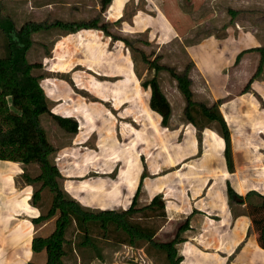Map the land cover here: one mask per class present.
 Returning a JSON list of instances; mask_svg holds the SVG:
<instances>
[{
	"label": "rangeland",
	"instance_id": "1",
	"mask_svg": "<svg viewBox=\"0 0 264 264\" xmlns=\"http://www.w3.org/2000/svg\"><path fill=\"white\" fill-rule=\"evenodd\" d=\"M0 1L18 29L28 22L51 24L60 20L78 23L98 18L103 22L102 13L96 8L100 4V0ZM114 26L116 25L110 26V29L114 30L113 34L121 37L117 34V29ZM64 33H66L64 30L56 28L34 34L33 45L27 54V59L32 64L41 65L40 69L35 70V74H41L43 77L41 87L46 94L51 112L53 114L59 112L61 105L66 102L65 104L68 103L67 106L72 110V114L76 116L72 119L80 124L78 134L72 135L61 129L50 115H44L41 118V124L45 128L49 140L58 149L54 162L63 175L60 184L67 194L74 198L68 191L69 187L76 189L88 183L95 184L97 182V185L102 188L105 181L119 180L121 172L128 171L136 165L137 186L140 178L145 176V184L139 195L138 207L148 205L154 194H159L164 199L165 186L168 181L171 187L168 193L171 195V198L168 197L170 202L174 201L175 194L178 196L181 194L180 191L186 193L188 180L180 179V175L182 177L185 174L183 170L192 171V173H186V177L189 178L195 176L194 172L198 170L209 171V166H206L203 160L207 163L211 160H218L219 156L213 155L217 153L215 146L209 147V140L206 138L214 131L217 143L219 134L216 129L218 127L213 123L204 128L205 130H200L190 125L184 116L186 102L178 89L177 81L168 71L156 73L144 61L141 53L144 52L151 60L160 57L161 65L173 68L180 74L188 69V73L192 72L194 75L193 64L183 51V45L174 42L160 48L150 43L146 44L144 38H125L131 43L132 49L126 44L120 43L121 40L116 41L110 37L112 39L111 51L123 49L122 52L125 51L126 56L129 57L128 59L120 58L124 67L119 69V73L123 76L103 78L101 74L103 72L96 70L90 71L83 68H74L71 71L62 70L65 65L69 64V55L60 53V51H57L56 55L54 51L58 39ZM5 54L6 39L0 31V57H4ZM80 74L84 75L86 79L83 76L80 78ZM154 77L158 79L161 89L169 94L173 111L172 125L170 124L168 129L161 125V118L156 115L159 118L157 131H154L151 124L153 117V112L149 107L151 90L142 86L143 82ZM203 84L204 82L196 79L192 86L194 99L211 106L214 103L211 97L206 94L207 91L203 89ZM194 90H197L198 93ZM104 91L106 93H101ZM251 91H253L252 88ZM255 95L257 96V94ZM72 96L74 99L71 100ZM75 100L82 101L84 108L76 107ZM8 101L11 105V98H8ZM216 103H219L221 108L222 101ZM87 104L92 107L91 112H89L88 106L85 107ZM245 107H247L246 115L242 113L236 115L234 113L236 109H233L234 115L232 118H228L227 122L232 134L236 172L235 176L230 177V186L236 192H241L246 196L251 190L264 191V122L259 113L253 111L251 107L250 109L248 105ZM191 133H194L193 142L198 146L195 153L191 152L194 148H192V143H189V134L191 135ZM217 169L218 167H215V170ZM39 173L38 167V171L28 172V175L34 178ZM171 174H174V179ZM218 178L220 179L216 180L217 185L224 184L222 178ZM40 187L41 183L35 184V190ZM100 194H105V191ZM124 194H127L126 190H124ZM103 196L106 197V195ZM133 196L125 198V207H114L112 210L128 209ZM40 198L37 204L41 202V212L46 214L52 202V195L45 189ZM83 198L92 205L88 207L80 202L84 207L101 210L95 201L92 202L93 196L91 199V196L85 192ZM97 198L101 199L102 196H97ZM245 201L247 205L244 209H239V213H248L249 205L259 203L260 200L250 198ZM169 217L168 220L167 218H157L158 225L164 226L161 232L158 231L160 233L157 235V241L172 240L178 228L187 220L184 222V217L172 216V214ZM54 225L55 221L53 220L46 228L45 235L54 229ZM114 235L111 239H104L101 237L102 235H98L100 236L97 239L99 240L98 252H95L94 249L88 247H79L78 244L82 240L81 234L74 226L71 227L67 238L72 244L76 243V246L72 245L73 249H68L69 256L65 258L66 263L169 264L165 254L152 249L149 254L151 256L148 255V258L145 259L144 249L119 244ZM184 235L185 233L182 236L184 237ZM179 254L181 255L180 251ZM78 257H81V263H79Z\"/></svg>",
	"mask_w": 264,
	"mask_h": 264
},
{
	"label": "crops",
	"instance_id": "2",
	"mask_svg": "<svg viewBox=\"0 0 264 264\" xmlns=\"http://www.w3.org/2000/svg\"><path fill=\"white\" fill-rule=\"evenodd\" d=\"M101 1L96 6L100 11ZM101 13L103 23L116 25L114 27L121 37L144 38L146 44L160 48L174 42L181 43L183 51L193 64L194 75L189 73L193 80L192 86L199 79L204 82L203 89L213 103L222 101L220 111L226 122L233 117V109H236V115H246V105L259 113L264 122V67L261 76L251 85L253 91L244 92L261 61V54L257 50L264 46V0H111ZM110 31L114 33V30ZM111 41L101 30L82 29L76 33H64L58 39L54 52L56 55L57 51L69 55V64L62 70H96L103 72V78H111L122 75L119 69L124 66L120 58L129 57L125 51L122 52L123 49L111 51ZM119 42L125 44L123 41ZM241 53L244 54L237 63ZM82 76L79 75L80 78ZM162 90L170 101L169 94ZM65 103L55 114L75 118L68 103ZM75 103L76 107L84 108L82 101ZM87 106L88 104L85 105ZM91 108L88 106L89 112ZM152 112V128L157 131V121L161 118L162 125V117ZM227 124L229 127L228 122ZM193 135L194 133L189 134V143L194 148L191 152L195 153L198 146L193 142ZM206 138L209 140V147L215 146L217 150L213 155L219 156L218 160H211L213 164L203 160L209 166V171L198 170L194 172L195 176L188 178L186 173L192 171L183 170L185 174L182 177L180 175V179L188 180V191H180L181 197L175 194L174 201L170 202L168 199L171 198L168 195L171 188L169 181L165 186L167 220L172 214L184 217V222L186 219L190 221V229L184 235L185 242L178 249L183 257L181 264H264V249L259 245L252 220L248 213L238 212L247 203L245 200L232 199L228 192L230 177L235 176L236 172H230L227 168L225 141L217 135L216 143L214 131ZM183 149L185 150V146ZM215 167L218 169L215 170ZM34 170L38 171V166L0 160V264L46 263L45 252H33V239L36 236H49L55 227L45 235L46 228L53 220L34 222L42 214L41 202L33 203L35 185L29 184L25 179V174ZM224 175L227 177L223 178ZM171 176L174 179V174ZM218 177L222 178L224 184L217 185L216 180L220 179ZM137 178L136 165L121 172L119 180L105 181L102 188L96 182L76 189L69 187L68 191L85 206H92L83 198L86 192L91 199L93 196L92 202L95 201L101 210H112L114 207H125V198H130L133 194L135 196L141 180L140 178L137 186ZM103 191L105 194H100ZM251 191L264 194V191ZM236 193L243 195L241 192ZM156 195L159 194L152 195L150 202ZM97 196L104 198L101 200ZM144 257L148 258L147 255ZM78 258L81 263V257Z\"/></svg>",
	"mask_w": 264,
	"mask_h": 264
},
{
	"label": "trees",
	"instance_id": "3",
	"mask_svg": "<svg viewBox=\"0 0 264 264\" xmlns=\"http://www.w3.org/2000/svg\"><path fill=\"white\" fill-rule=\"evenodd\" d=\"M111 0L101 1V12H104ZM111 24L94 19L88 22H63L60 20L51 24L28 22L18 29L0 1V31L6 39V54L0 57V160L21 162L26 165H36L40 169L38 176L32 178L25 174L26 181L41 187L33 193V203L37 204L43 190L47 189L52 195V202L46 214L36 219L35 223L55 221L54 231L47 237L36 236L33 239L32 249L35 254L46 253L45 264H67L65 258L69 256L68 249L76 243L67 238L71 227H75L81 234L79 247H88L98 252L100 236L111 239L114 235L119 244L144 249L146 255L154 249L165 254L169 264H181L183 257L179 254L178 245L185 242L182 236L190 229L187 220L181 225L174 238L168 242L157 241V233L161 229L157 218L166 219V204L160 195L153 197L148 205L138 207V199L144 185L145 176L141 177L138 189L130 207L126 210H92L84 207L79 201L70 197L61 186L62 173L54 162L58 149L49 140L45 128L41 124L44 115H50L58 126L65 132L76 135L79 124L71 118H64L51 112L46 94L41 87V74L35 70L41 68L40 64H32L27 54L33 45V35L50 29H62L66 33H76L81 29H98L113 40H121L128 47L131 43L125 38L118 37L110 31ZM133 49V48H132ZM261 54V61L257 72L251 78L244 92L251 91L252 83L260 77L264 67V46L257 50ZM144 61L159 73L170 72L177 81L179 91L182 93L186 106L184 116L187 122L198 129H204L210 124H217V133L225 141L224 156L227 168L234 172L231 132L221 111L220 104L209 106L194 99L192 90L193 80L187 69L183 74L176 72L159 63L160 57L151 60L141 52ZM241 53L237 58L240 62ZM143 88L151 89L149 107L162 117V125L170 128L172 118V105L164 94L156 77L143 82ZM11 98V105L8 101ZM228 192L232 199L246 200L257 198L259 203L250 204L248 216L258 236V242L264 249V194L255 191L248 192L244 197L238 195L229 185ZM158 225V226H157ZM151 256V255H149ZM35 264V263H31Z\"/></svg>",
	"mask_w": 264,
	"mask_h": 264
}]
</instances>
